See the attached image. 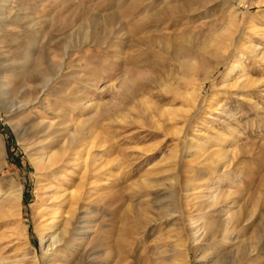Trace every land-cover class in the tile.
<instances>
[{
    "label": "rangeland",
    "instance_id": "1",
    "mask_svg": "<svg viewBox=\"0 0 264 264\" xmlns=\"http://www.w3.org/2000/svg\"><path fill=\"white\" fill-rule=\"evenodd\" d=\"M23 3L44 36L18 51L0 17V190L23 191L0 264H264V0ZM68 219L85 235L48 248Z\"/></svg>",
    "mask_w": 264,
    "mask_h": 264
},
{
    "label": "bare ground",
    "instance_id": "2",
    "mask_svg": "<svg viewBox=\"0 0 264 264\" xmlns=\"http://www.w3.org/2000/svg\"><path fill=\"white\" fill-rule=\"evenodd\" d=\"M86 1V0H85ZM15 0H1V6H0V17L2 18L1 20H3L4 22H8L9 24H7V25H12L13 26V29H11L10 31H9V34H10V37H12V39L14 40V41H17V40H19V35H20V28H25V27H28V28H33V29H38L39 30V32H38V34L40 35V37H42V36H44V24H43V20L41 21L40 19H37V18H35V17H31V16H28L29 14L28 13H30L29 11H28V9L26 8V6H25V4L23 3V0L22 1H19V3L16 5V7H15ZM38 3V2H37ZM36 3V4H37ZM85 3V2H84ZM14 8H16V9H14ZM38 8V7H37ZM15 10V11H14ZM35 10V9H34ZM12 11H14L15 13H13ZM90 12H89V9L87 10V9H85V8H79V11L77 12V15L79 16V18H76V22H81V26H79L78 28H77V31H75V33H76V39H77V42H78V45L79 44H81L82 42H84V41H82L81 39V29H82V27H83V29L85 28L84 27V25H86L87 24V26H89L90 24H91V22H92V20H94V19H92V17L94 16V13H93V16H92V14H91V16H88V15H90L89 14ZM97 15V14H96ZM95 15V16H96ZM115 14L113 13V21L115 20V16H114ZM34 16V15H33ZM94 16V17H95ZM117 16V15H116ZM29 17V18H28ZM84 17V23H82V18ZM87 17V18H86ZM89 17V18H88ZM97 17V16H96ZM40 18V17H39ZM43 18H45V17H43ZM46 20H48V19H46ZM50 20H52V19H50ZM78 20V21H77ZM110 21H112V20H110ZM112 21V22H113ZM51 22V21H50ZM53 22V21H52ZM52 22L50 23V24H52ZM108 23H109V21H108ZM114 23V22H113ZM110 25V24H109ZM46 26V25H45ZM49 35H51L50 33H48ZM5 35V34H4ZM46 36V35H45ZM48 36V35H47ZM49 37V36H48ZM48 39V38H47ZM78 40H81V43L78 41ZM52 41V40H51ZM50 41V42H51ZM45 44H47V42L48 41H46V39H45ZM53 42V41H52ZM17 43H18V41L15 43V45H14V47L19 51V48L21 47V45L18 43V45H17ZM43 43H44V40H43ZM51 44V43H50ZM49 44V45H50ZM47 49V48H46ZM46 49H42V51L40 52L41 53V55H40V57H39V59L38 60H40L41 62H43V60L44 59H46L47 57H48V55H50V53H48V54H45V52L43 53V51H45ZM66 50H68L69 51V47H66ZM65 50V51H66ZM47 51V50H46ZM66 53H67V51H66ZM17 57H19L20 56V52H19V54H17L16 55ZM27 55H25V57H26ZM29 57V60H27L26 62H25V64H29L30 62H31V59H30V55L28 56ZM7 61V60H6ZM24 62V61H23ZM12 63V62H11ZM21 63V62H20ZM13 64H15V63H13ZM17 64V66H18V63H16ZM27 64V65H28ZM31 65V64H30ZM9 66V65H8ZM7 67V66H6ZM10 67V66H9ZM21 67V66H20ZM62 67L63 66H61L60 67V69L58 70V73L55 75V76H53L52 78H48V80H46L45 82H44V84H43V92L46 90V89H49L50 88V86L53 84V82H54V80H56V78H58L59 76H60V74H61V71L63 70L62 69ZM13 68V67H12ZM24 68V67H23ZM22 68V69H23ZM30 68V67H29ZM28 68V69H29ZM6 69H8V68H6ZM15 69H17V68H15ZM12 71V70H11ZM37 72V71H36ZM17 74V73H16ZM19 76V80H24V78H25V74H24V72L22 73V74H18ZM28 80V79H27ZM52 82V83H51ZM126 84V83H125ZM24 85H23V82L21 83V84H19V88L20 89H22V87H23ZM125 86V85H124ZM123 86V87H124ZM121 88V87H120ZM125 88V87H124ZM127 89V88H126ZM3 90V89H2ZM121 90H123V89H121ZM8 91V90H7ZM125 91V90H124ZM127 91V90H126ZM4 92V91H3ZM8 93H9V91H8ZM4 94V93H3ZM5 95H7L6 93H5ZM10 96V95H9ZM8 97V96H7ZM5 98V97H4ZM9 98V97H8ZM20 104H22V106L23 107H28L29 106V104H31V102H23V103H21V102H19ZM83 106V105H82ZM76 136H78V135H76ZM40 162V163H39ZM38 163H37V166H38V168H40V169H45V168H48V167H53V166H55L58 162H59V160L57 159V155L56 154H50V155H48L47 157H45V158H43L41 161H39ZM229 193V192H228ZM67 195V194H66ZM194 195V194H193ZM219 195V194H218ZM227 195V194H226ZM232 195H234V194H231V193H229L227 196H223L222 197V199L220 198V200H221V202H223V204H224V207L223 208H227L228 206H229V204H230V201H231V198H233L232 197ZM219 197V196H218ZM22 199H23V191H22V189L21 188H16L15 189V187H12V188H10V189H8L7 191H3V190H0V218H2L3 216H6V217H8V216H12V215H14V213L16 212V210L18 209L19 210V208L22 206ZM212 199L213 200H215V197H212ZM227 205V206H226ZM17 210V211H18ZM223 212H224V209H223ZM59 215V214H58ZM57 216V215H56ZM68 216V215H67ZM58 217V216H57ZM52 218V217H51ZM63 218V217H62ZM50 219V218H49ZM58 218H56V219H54L53 218V222H52V226H55V223H58V222H55L56 220H57ZM60 219V218H59ZM233 220H234V217L232 216V215H229L228 217H227V227L224 229V231L225 232H227V235L230 233V230H232L233 228H235L234 227V225L236 224V223H234L233 222ZM80 222V221H79ZM226 222V221H225ZM48 224H50V223H48ZM51 226V230L54 228V227H52ZM217 227H219V226H217ZM221 228V227H220ZM85 229V227H83V226H75L73 223H72V220L71 219H68L67 220V223H66V226H65V228L61 231V232H58V233H56V232H53V233H51L50 234V236H51V238L49 239L50 241H51V243H50V245L48 246V248H54V249H57L58 247H60L61 245H68V246H71V241H72V239L74 238V237H77V236H74L73 234H74V230H77L75 233L78 235V234H81V236H84L85 235V233L87 232H83L82 230H84ZM211 230V229H210ZM217 230V229H216ZM211 233L212 234H216L215 233V228H214V231H211ZM70 235L69 237H68V239H66V236L67 235ZM195 234V233H194ZM43 238V240L46 238V236L44 237H42ZM194 238H197V235H196V237L194 236ZM81 239V238H80ZM82 239H83V237H82ZM227 241H228V238H227ZM82 242V241H81ZM79 245V244H78ZM74 246V245H73ZM72 246V247H73ZM65 247H67V246H65ZM71 247V248H72ZM70 248V247H69ZM74 248V247H73ZM75 249H77V247L75 248ZM69 250V249H68ZM247 248L246 247H244V245H242L241 247H240V255L234 260V261H232V262H229L228 264H247V261H246V259H247ZM55 254V252L52 254L53 255V257H56V255H54ZM87 259H90L89 257L87 258ZM93 259V258H92ZM89 261H91V259L89 260ZM49 263H50V261H49ZM91 264V263H90ZM93 264V263H92Z\"/></svg>",
    "mask_w": 264,
    "mask_h": 264
}]
</instances>
